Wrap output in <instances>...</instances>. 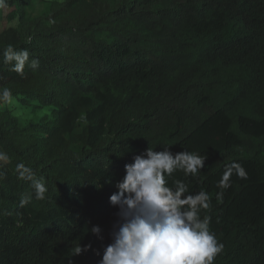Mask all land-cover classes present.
<instances>
[{
	"label": "trees",
	"instance_id": "16d2710c",
	"mask_svg": "<svg viewBox=\"0 0 264 264\" xmlns=\"http://www.w3.org/2000/svg\"><path fill=\"white\" fill-rule=\"evenodd\" d=\"M65 3L51 26L0 31V91L51 108L24 128L0 116V264H98L125 164L165 146L207 156L197 177L166 179L209 195L201 218L223 245L213 264H264V0ZM83 4V19L62 18ZM9 46L29 52L22 75L3 63Z\"/></svg>",
	"mask_w": 264,
	"mask_h": 264
},
{
	"label": "clouds",
	"instance_id": "9594fccd",
	"mask_svg": "<svg viewBox=\"0 0 264 264\" xmlns=\"http://www.w3.org/2000/svg\"><path fill=\"white\" fill-rule=\"evenodd\" d=\"M28 62L26 49H4L3 63L11 65V71L22 75ZM29 66L37 69L39 62L32 60ZM10 99V90L0 91V101ZM206 159L187 150L173 152L170 146L160 151L148 147L125 164V174L115 184L117 191L109 197V202L119 208V219L110 234L112 242L103 248L98 264H213L223 245L210 231V217L201 218V211L211 206L209 195L205 191L186 195L188 184L174 180L170 186L166 179L177 172L195 178ZM233 168L241 179H246L242 167L237 164ZM230 176L231 172H226L217 187L227 189ZM35 189L36 198L44 199L43 184L37 181ZM220 195L222 191L218 198ZM90 231L103 239L99 225H93ZM90 247L79 246L75 254Z\"/></svg>",
	"mask_w": 264,
	"mask_h": 264
},
{
	"label": "rangeland",
	"instance_id": "374dc122",
	"mask_svg": "<svg viewBox=\"0 0 264 264\" xmlns=\"http://www.w3.org/2000/svg\"><path fill=\"white\" fill-rule=\"evenodd\" d=\"M4 1V0H2ZM66 0H30V4L24 6L22 9L2 5L0 8V31L3 29L14 26L21 27L39 23L41 26H51L53 20L51 16L64 8ZM88 6L86 4L77 5L68 8L62 12L64 20H78L83 19L87 13ZM51 113V108H37L27 107L24 102H20L16 97L10 99L8 102L0 101V116H16L19 121L20 128L27 127L33 122H38L44 116ZM72 142L71 146H74Z\"/></svg>",
	"mask_w": 264,
	"mask_h": 264
}]
</instances>
